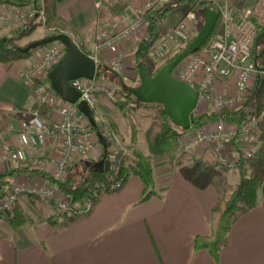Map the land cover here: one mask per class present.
I'll use <instances>...</instances> for the list:
<instances>
[{
	"label": "crops",
	"instance_id": "1",
	"mask_svg": "<svg viewBox=\"0 0 264 264\" xmlns=\"http://www.w3.org/2000/svg\"><path fill=\"white\" fill-rule=\"evenodd\" d=\"M126 1L129 5L124 16L115 18L120 28L133 22L145 4L157 0ZM235 2L237 0H234V5ZM57 3L60 16L81 32L79 46H86L93 53L96 39L93 29L102 2L57 0ZM11 6L5 5L1 9ZM188 11L189 8L176 14L174 19L169 15L167 19L171 22L162 26L164 34L175 27ZM256 13L259 15V11ZM260 23L264 26V19ZM191 26L192 34H195L200 25ZM10 28L13 31L16 27L11 25ZM147 29V25L142 26L113 48L103 50L99 56L100 62L108 66L113 57L124 54L125 70L120 77L131 86H136L139 81L135 53ZM44 49H38L29 59L0 63V127L13 125L19 130L25 126L22 116L32 110L37 101L31 78L32 67L41 58ZM151 66L155 69L152 59ZM215 92L222 97L235 96L233 80L219 79ZM95 109L99 120H114L130 153L141 151L149 155L147 144L145 147L140 144L142 139L138 129L142 120L135 117L137 105L134 119H131L137 128L135 142L132 141V123L129 131L126 127L128 115L118 109L116 102L98 95ZM220 110L211 104L199 116ZM152 112L156 113L155 106ZM151 121H146L145 132ZM228 123L210 121L203 127L217 128ZM198 129L192 127L186 135H193ZM259 130L264 138V113ZM226 149L231 158L238 159L233 141L227 142ZM103 152L100 144L87 159H76L75 164L79 161H98ZM28 155L26 164L0 165V173L16 171L8 190L17 186L49 185L30 171L43 170L54 176L64 155L63 144L60 138H53L38 148L30 149ZM258 158L259 163L264 153ZM152 162L156 183V195L152 198L140 201L144 183L139 177L131 176L119 192L101 196L90 213L66 223L60 222L52 201L21 194L18 203L33 221L12 229L6 221L11 215L0 213V264H264V183L261 203L234 224L230 244L222 249L218 258H214L208 250H196L195 239L210 235L212 211L223 197L226 184H235L240 180V168L232 170L221 166L204 147L196 149L191 155L181 157L180 153H176L171 157L153 158ZM200 175H208V178L203 181Z\"/></svg>",
	"mask_w": 264,
	"mask_h": 264
},
{
	"label": "built area",
	"instance_id": "2",
	"mask_svg": "<svg viewBox=\"0 0 264 264\" xmlns=\"http://www.w3.org/2000/svg\"><path fill=\"white\" fill-rule=\"evenodd\" d=\"M211 2L220 15L221 24L207 45H203L197 52L182 61L172 75L183 82L188 83L199 92V104L210 102L215 108L229 107L236 102H244L249 95L250 86L259 78L261 71L257 67L254 58V42L258 35V29L251 19V9L237 14L234 9V0H206ZM169 0H157L158 4H165ZM154 6L147 3L139 10L138 17L122 30L118 31V25H113L110 30H102L97 35V42L93 46L91 57L99 65V56L103 50L113 48L118 42L130 37L142 26H148L145 19L146 12ZM36 10L26 7L23 10H15L13 19L20 23L33 19ZM8 23V16H0V25ZM202 18L194 11H189L175 27L167 31L150 49L149 57L155 62L163 63L181 49L185 48L192 38V24L201 25ZM66 47L55 44L47 47L40 60L32 67V83L39 81L34 88V96L38 106H48L53 109L51 118H42L39 109L30 110L32 115L25 126L16 130L12 125L0 127V165L3 164H26L29 161L28 151L38 148L48 140L60 138L63 144L64 155L59 160L54 176L57 179H65L68 175V167L73 166L76 159H87L100 145L97 133L92 129L88 119L79 111L76 104H71L53 92L49 73L65 54ZM125 55L117 54L108 67L117 75L125 70ZM219 79L234 82L235 96H218L215 92L216 82ZM103 80V79H102ZM98 79H77L72 85L81 92V99L95 109L96 97L104 96L113 102L116 101L120 88L114 83H103ZM124 80V79H123ZM115 88V90H114ZM238 102V103H239ZM131 104L127 114L134 118V108ZM198 108V107H197ZM196 112V110H195ZM194 112V117L195 116ZM25 115V114H24ZM261 116L250 112L247 120L242 124L228 123L226 126L202 128L196 130L193 135L184 141V147L189 153L204 147L207 154L217 160L221 166L239 170L237 159L231 158L226 153L227 142L241 137V151L245 157H257L264 153V138L259 130ZM105 124L103 135L110 142L111 152H123L128 154L119 136ZM207 130L208 132L204 131ZM15 133V134H14ZM111 170L117 175L120 171V160L111 164ZM122 183L113 184L112 189L119 190ZM56 187L49 185L17 186L8 190L0 197V213L11 215L21 194H29L45 201H56V213L60 222L65 221L66 216H83L93 208L92 202L88 201L77 210L71 199L61 195L57 196Z\"/></svg>",
	"mask_w": 264,
	"mask_h": 264
},
{
	"label": "trees",
	"instance_id": "3",
	"mask_svg": "<svg viewBox=\"0 0 264 264\" xmlns=\"http://www.w3.org/2000/svg\"><path fill=\"white\" fill-rule=\"evenodd\" d=\"M100 1L102 2V7L98 9L97 22L93 29L95 37L100 29L108 23L110 18L124 16V12L129 5V2L126 0ZM260 2L261 0H247L244 7L245 10L251 9L252 13L250 17L257 26L258 34L264 30V26L260 23L259 15L255 11L256 6ZM5 5H12L11 8L6 9L7 12L10 13L18 9L23 10L29 6L33 7V9L36 10V13L33 19L20 22L18 26L21 27L13 30L10 34H7V36L0 35V63H10L29 59L33 56L35 51L48 46L45 45L28 52L23 51L30 42L21 45L20 41L31 36L39 26H44L46 28L45 37L47 35L50 36L65 33L79 45V30L69 21L60 16L58 13L57 0H0V9ZM184 5H187L190 11H197L202 18V22L203 11L206 8L210 7L216 10L214 5L206 0H169V2L165 4H158L156 1L154 6L145 14V19L148 22V29L145 38L136 49L135 61L137 64V70L138 64L143 62L146 64L148 71L154 76L165 65L174 60L184 49H181L180 52L176 53L163 63L153 61L156 66L155 69L152 68L149 52L151 47L164 35L162 25L172 11ZM233 6L236 10L235 5ZM1 10H5V8ZM220 21L219 15L213 33L218 30ZM202 22L188 44L199 32ZM210 38L206 41L204 46L209 42ZM79 47L84 53L91 55L92 52L90 50H87L82 46ZM257 67L261 71L259 75L260 77L258 78L259 80L257 79L255 81L254 87L247 96V100L244 104L234 110L212 111L200 115L195 118L196 127H202L210 121L236 123L240 126L247 120V116L250 112H253V114L257 116L262 115L264 113V59L257 62ZM100 78L109 79L118 84L120 82L123 83L122 78L119 75L114 73L108 66L101 62L99 63L98 76L96 79ZM139 82L140 80L138 83ZM39 84V81H35L33 88H36ZM128 103L136 104L138 108L149 105L140 102L134 95L124 89L123 99L122 101L117 102L116 105L120 111L125 112ZM154 105L156 107V113L145 132V140L148 146L149 155H146L141 151H133L132 153L129 152V154H123V152H111L109 150L111 144L107 141V146L104 148V153L100 159L106 157L111 161V164L114 163L115 160H120V171L117 175L111 169L104 172L97 171L82 161H79L76 164L74 162L73 166L68 167V175L63 180L57 179L52 174L43 170L35 169L30 172L34 176L44 179L48 184L56 187L60 194L70 198L75 205L76 210L88 201L95 205L104 193L114 192L112 186L117 182H121L123 188L131 176L139 177L144 183V192L140 201L144 202L149 200L156 195V183L152 159L177 153L180 150L178 138L185 132L189 131L177 126L166 114L165 109L161 104L154 103ZM33 109H39V113L43 115L49 114L50 116L52 115L51 111L53 113L52 108L44 105L38 106L35 104ZM94 110L97 123L92 129L96 133L100 132L103 134V123L99 122L96 109ZM107 121L110 123L109 125L112 127L113 131L118 133L114 120L109 118ZM132 126V141L135 142L137 128L133 123ZM231 141L235 143L236 153L238 154L237 163L240 168V180L235 184H226L223 197L212 211L210 235L197 236L195 239V249L208 250L214 258H218L222 249L230 244L231 230L234 224L243 215L257 207L262 201L264 177L259 178L247 174L248 166L259 161L258 156H243L241 151V137H237ZM123 146L128 151L124 144ZM15 174L16 171L0 173V197L4 196L12 186ZM52 202L56 207V201ZM77 217H79L77 213L74 217L66 216L65 221L62 223L69 222ZM6 221L12 229H17L26 224H31L33 219L25 212L23 207L17 201L14 212L11 216L6 218Z\"/></svg>",
	"mask_w": 264,
	"mask_h": 264
},
{
	"label": "water",
	"instance_id": "4",
	"mask_svg": "<svg viewBox=\"0 0 264 264\" xmlns=\"http://www.w3.org/2000/svg\"><path fill=\"white\" fill-rule=\"evenodd\" d=\"M219 14L210 7L203 11V22L199 32L192 41L175 57L165 65L156 75H152L145 63L138 64L139 84L136 86L123 85L124 89L134 95L140 102L146 104H161L169 118L185 130H190L196 123L194 112L199 104V92L186 82L178 80L172 73L176 67L188 56L203 47L212 35L217 24ZM262 40V51L259 52ZM60 42L65 47V54L49 73L52 89L63 101L76 104L79 111L88 119L92 127L96 126L95 110L81 99V92L73 85L77 79L93 80L98 76L99 65L96 61L84 53L79 45L65 33L50 35L41 40L31 42L23 49L24 52L35 50L42 46ZM264 56V30L257 35L254 42V58L258 62ZM260 77V76H259ZM259 80V79H258ZM102 146H107L106 137L97 133ZM93 169L104 172L111 169V161L106 157L95 161L86 162Z\"/></svg>",
	"mask_w": 264,
	"mask_h": 264
},
{
	"label": "rangeland",
	"instance_id": "5",
	"mask_svg": "<svg viewBox=\"0 0 264 264\" xmlns=\"http://www.w3.org/2000/svg\"><path fill=\"white\" fill-rule=\"evenodd\" d=\"M246 2H247V0H237V3L235 2V7H236V12H237V14H241V13H243V12H245L246 10L244 9V7H245V4H246ZM237 4V5H236ZM262 6H263V9H262ZM100 7H102V3H100ZM189 7L187 6V5H184V6H181V7H179V8H177V9H175L174 11H172L171 12V14H170V18H175V16H176V14H180V13H182V11H184L185 9H188ZM239 11V12H238ZM255 11H259V18H260V20L261 19H264V0L262 1L261 0V2L256 6V8H255ZM189 12V11H188ZM9 13V14H8ZM14 12H12V13H10V12H7V10L5 9V10H1L0 9V16H2V15H7L8 16V23H4V24H1L0 25V35L1 36H7V34H10L11 32H12V30H11V28H10V26L11 25H13V27H16L15 29H17V28H20L21 26H18L19 25V23H17V22H15L14 21V19H13V14ZM196 13H197V11H196ZM197 15L200 17V15L197 13ZM118 16H116V17H113V18H110V20L108 21V23L106 24V25H104L101 29H100V31L98 32V34L97 35H99V34H101L100 32L102 31V30H110V28H113L114 26L113 25H119L120 26V23H119V21L118 20H116L115 18H117ZM220 20H221V18H220ZM169 22H171V19H167L166 21H165V23L162 25L163 27H165L166 26V24L167 23H169ZM9 24V25H8ZM220 24H221V21H220ZM256 25V24H255ZM113 26V27H112ZM257 27V26H256ZM14 28H13V30H15ZM46 28L44 27V26H39L35 31H34V33L31 35V36H28V37H26L25 39H23L22 41H20V44L21 45H25V44H27V43H31V42H33V41H36V40H41L42 38H44L45 37V35H46V30H45ZM123 28L121 27H118L117 28V30L118 31H120V30H122ZM163 29V28H162ZM11 30V31H10ZM79 38H78V42L79 41H81L80 39H81V32L79 31ZM192 36H193V34H192ZM46 37H48V35L46 36ZM97 42V36H96V39H95V43ZM60 42H54V43H52V44H48V46H46V47H44L45 49L44 50H42V56H43V54L45 53V51H46V49H47V47H49V46H51V45H55V44H59ZM95 43H94V45H95ZM207 45V44H206ZM85 48L88 50V48L85 46ZM36 52V51H35ZM34 52V53H35ZM34 55V54H33ZM41 56V57H42ZM41 58H39L38 60H40ZM139 75V74H138ZM103 79V80H102ZM99 80H102L103 81V83H107V82H109V83H114V85L116 86V88L117 89H119L120 88V91L119 92H117V94H118V97H117V99H116V103L117 102H119V101H122V99H123V90H124V87L122 86V84L123 85H128V86H131V85H129V83L127 82V81H125V80H123L122 79V81H123V83L122 82H120L119 84L118 83H115V82H113V81H111V80H109V79H104V78H100V79H98V81ZM255 83V82H254ZM254 83H253V85H252V88L254 87ZM139 84V83H138ZM137 84V85H138ZM114 90H115V88H114ZM53 92H54V90H53ZM55 93V92H54ZM247 100V98L244 100V102ZM239 102V101H238ZM236 102L235 104H231V105H229V107H224V108H222L220 111H223V110H225V111H227V110H234V109H236V108H238L239 106H241L242 104H244V102ZM210 102H206V101H203L199 106H198V108L196 109V112H195V114L197 113V115H196V117L195 118H197L198 116H199V113H201V112H203V111H206L207 110V108H209V104ZM132 103H128L127 105V107H126V109H125V112H126V114H127V111H128V108H129V106L131 105ZM154 104H149V105H145V106H141V107H139L137 110H136V113H135V117H137V118H139V119H141L142 120V125L141 126H139L140 128L138 129V131H139V137H141V139H142V142L140 143V144H142L143 145V147H145V144H146V140H145V123H146V121H147V123L148 122H150L152 119H153V117H154V115L155 114H153V112H152V110H153V108H154ZM26 114L24 115L23 114V116H22V118L24 119V121H25V123L26 122H28V120L30 119V117H31V115H32V113H31V111H29V112H25ZM51 114H52V111H51ZM40 115H41V117L42 118H45V119H48V118H51V116L52 115H50L49 116V114L47 115V114H45V115H43V114H41L40 113ZM128 115V114H127ZM262 117V116H261ZM134 119V118H132L131 116H129L128 115V119L126 120V127H127V129L130 131V127H131V123H134L132 120ZM99 122L101 123H103V131H104V128H105V124H110L108 121H103V120H99ZM260 122H261V119H260ZM6 126V125H5ZM13 126V125H12ZM108 126H110V125H108ZM193 127H195L196 129H198V127H196V125L194 124L193 125ZM14 128H15V126H14ZM110 128L112 129V127L110 126ZM259 129H260V125H259ZM113 130V129H112ZM204 131H206V132H208L207 130H204ZM186 133L187 132H185L184 134H182L179 138H178V143H179V148H180V150L177 152V153H180L181 154V157H184V156H187V155H191V153H189L186 149H185V147H184V144H183V142H185V141H187L188 139H189V137H187V136H185L186 135ZM15 134V133H14ZM115 134H117L118 136H119V138H121V136L119 135V133H117V132H115ZM191 135V134H190ZM184 139H185V141H184ZM121 140H122V138H121ZM190 140V139H189ZM122 142H123V140H122ZM188 142V141H187ZM124 144V143H123ZM125 145V144H124ZM103 147V150H104V146H102ZM111 148V147H110ZM110 148H109V150H110ZM104 153V152H103ZM128 154H129V151H128ZM176 154V153H175ZM171 155H173V154H170V155H166V156H163V157H157V158H164V157H171ZM248 169H249V171L247 172L248 173V175H251V176H256V177H259V178H263L264 177V158H263V160H261L259 163L257 162L254 166H249L248 167ZM208 175H200V177H201V179L203 180V181H205V178H208L207 177ZM120 190H118V191H114V192H112V193H104L103 195H105V194H114V193H117V192H119ZM27 195H29V194H27ZM58 195H60L59 193H57V196ZM102 195V196H103ZM33 197H35V196H33ZM37 198V197H36ZM40 199V198H39ZM18 200H19V198H18ZM40 200H42V199H40ZM43 201H45V200H43ZM48 202H50V201H48ZM94 206V205H93ZM26 212V211H25Z\"/></svg>",
	"mask_w": 264,
	"mask_h": 264
},
{
	"label": "flooded vegetation",
	"instance_id": "6",
	"mask_svg": "<svg viewBox=\"0 0 264 264\" xmlns=\"http://www.w3.org/2000/svg\"><path fill=\"white\" fill-rule=\"evenodd\" d=\"M262 47H263V43H262V40H261V42H260V46H259V52H261L262 51ZM262 59H264V56H263V58Z\"/></svg>",
	"mask_w": 264,
	"mask_h": 264
}]
</instances>
